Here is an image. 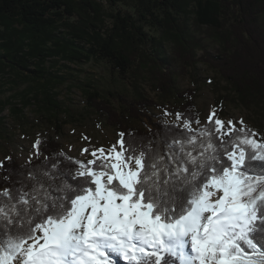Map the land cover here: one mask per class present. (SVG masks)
<instances>
[{
    "label": "snow or ice",
    "instance_id": "snow-or-ice-1",
    "mask_svg": "<svg viewBox=\"0 0 264 264\" xmlns=\"http://www.w3.org/2000/svg\"><path fill=\"white\" fill-rule=\"evenodd\" d=\"M175 116L158 140L120 133L119 150L78 167L15 173L0 189V264H264V140L214 109L198 130Z\"/></svg>",
    "mask_w": 264,
    "mask_h": 264
},
{
    "label": "trees",
    "instance_id": "trees-1",
    "mask_svg": "<svg viewBox=\"0 0 264 264\" xmlns=\"http://www.w3.org/2000/svg\"><path fill=\"white\" fill-rule=\"evenodd\" d=\"M206 40L217 46L215 53L209 52ZM63 60L74 65L104 62L122 80L148 76L159 95L174 97V104H165L154 97L129 99L111 92L116 107L89 86L86 106L116 132L124 133L126 141L158 140L155 134L162 127L177 124L154 122L152 108L202 122L197 104L200 87L181 90L177 86L187 74L196 81L200 63L215 74L214 110L219 119L225 123L232 104L264 118V0H0V114L12 103L2 98L6 86L2 81L15 76L16 85L42 83L44 109L59 122L65 109L52 87L64 79L46 64ZM22 96L24 106L12 109L20 115L32 101L28 92ZM141 120H148L151 128L134 125ZM61 149L50 136L43 141L38 159L28 164L4 160L0 189L16 186L15 173L45 163L62 160L61 167H78ZM10 171L13 174L5 179Z\"/></svg>",
    "mask_w": 264,
    "mask_h": 264
},
{
    "label": "rangeland",
    "instance_id": "rangeland-1",
    "mask_svg": "<svg viewBox=\"0 0 264 264\" xmlns=\"http://www.w3.org/2000/svg\"><path fill=\"white\" fill-rule=\"evenodd\" d=\"M205 44L210 53H215L216 45H213L210 40H206ZM199 55L201 56L202 52H199ZM56 61H49L46 66L53 74L64 79L57 86L52 87L53 92L58 94L57 100L64 105L65 109L59 122H56L44 109V96L40 92L42 83L31 81L16 85L15 76H7L2 81L6 84L2 98L4 101L11 100L12 103L11 107L5 108L0 114V162L8 157L20 164H28L38 159L41 155L43 141L50 136L60 142L64 155L84 163L93 159L90 153L95 149L103 147L105 152H108L112 145H117V150H119L117 142L120 140V133L108 126L105 118L99 113L86 106L85 90L89 86L100 90L103 97L116 107L118 104L110 97L111 92L121 93L129 99L149 96L165 104L175 103L174 97L166 98L159 95L153 80L148 76L136 75L122 80L115 71L101 61L83 65L69 64L64 60ZM198 70L200 75L196 81L190 74H187L185 78L182 76L179 78L177 85L181 90L200 87L197 104L202 122L193 125L194 130L206 125L210 112L215 108L216 97L214 72L205 63H200ZM24 92H28L32 101L20 115L12 109L24 106L23 100L25 99L22 96ZM227 110L226 126L229 121H232L235 126L241 128L239 122L243 121L244 127L257 133V140H264V118L261 115L252 114L243 107L233 104ZM150 115L154 122L163 120L167 123L183 125L181 121H177L175 114L167 110L152 108ZM134 125L146 130L151 128L148 120L137 121ZM57 128L61 129V134H57ZM37 140L40 141L39 149L34 147ZM85 148L88 151L82 152Z\"/></svg>",
    "mask_w": 264,
    "mask_h": 264
}]
</instances>
